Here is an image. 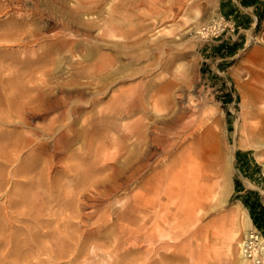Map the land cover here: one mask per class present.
I'll return each mask as SVG.
<instances>
[{"label":"rangeland","instance_id":"rangeland-1","mask_svg":"<svg viewBox=\"0 0 264 264\" xmlns=\"http://www.w3.org/2000/svg\"><path fill=\"white\" fill-rule=\"evenodd\" d=\"M124 1L0 0V81L3 82L0 94L7 91L5 81L22 79L26 61L34 66L44 64L37 60L49 49L51 58L44 67H51L55 80L61 81L70 77L71 67L77 65L75 62L87 52L85 47L98 45L99 50L96 52L117 53L115 62L125 65L115 74L111 83L105 86L104 92L98 94L101 98L99 104L106 105L113 91L131 86L140 78L150 79L151 87L156 81L177 80L170 93L172 105L166 113L172 115L173 112H184L188 115L185 120L189 126L197 127V134L202 133L201 138L205 144L203 149L210 155L204 156L203 164L206 168L205 158L211 157L215 172L212 178L206 179L208 170L201 166L202 183L199 184V174V178L193 176L195 178L190 179L194 186L187 193L189 198L184 209L191 212L189 217L180 215L182 219L176 220L177 226L170 219L177 213L172 204H169L172 208L167 211L171 216L168 214L164 219L155 216L147 222H136L139 226L145 222L147 227V224L149 226L157 222L154 221L156 219L161 230L169 232L163 236L166 240L157 237L153 242L157 249L161 243L167 246L161 249V253L165 252L162 257H165V261L160 260V252L154 255L148 250V241L143 244L139 238L133 239L134 253L127 254L125 246H119L113 253H109L105 248L109 243L108 234L92 232L99 212L105 207L113 210L120 208L131 189L137 188L135 182L138 178L128 187H122L106 197H98L97 200L92 198V192L88 193L89 208L85 210L97 209L98 214L90 220L85 219L82 228L89 234H97L98 238L94 235L88 238L82 257L74 259V250H68L51 264H113L115 261H126L128 255H135L133 264H138L140 260L141 264L146 263L145 258L151 260L153 257L159 264H258L262 259L260 257L264 256V135L258 130L261 113L256 112L264 107V0H132L128 6L136 9L131 11L140 16L143 23H150V28L142 32L147 36L142 47H132L119 33L114 36H110V32L107 36L102 35L103 25L120 27L129 23V17L110 14L113 5ZM141 2L148 5L157 3L159 12L146 14L148 7L138 4ZM157 43L161 47H157ZM141 50L148 54L134 61L128 59L129 55ZM86 58L87 62L96 60L95 54ZM79 79L81 83L91 80L85 76ZM255 89H262L261 99L251 94ZM153 90L154 87L150 92ZM86 110L90 112V106ZM151 112L152 117L147 120L149 124L157 117L154 108H151ZM128 119L130 117L115 120L121 124ZM29 120L36 122L39 118L32 116ZM207 126H211L213 135L208 133ZM189 131L170 133L175 142L170 147L173 153L179 152L181 146L190 141ZM79 146L80 141L74 142L67 152ZM30 150L31 146L24 147L22 156ZM218 155H223L224 161L219 162ZM24 161L22 157L17 164H23ZM168 161L164 164H169ZM155 165L156 156L151 159V167ZM4 197L0 196V207ZM160 197L165 200V193ZM91 201L93 203L90 205ZM154 211L152 209L149 212L151 216L155 215ZM139 214L137 210L135 216L140 218ZM5 216L0 213V264L8 261L5 254L9 248L8 225L17 223ZM176 228L179 234L174 237ZM251 232L257 233L258 237L254 241V254L247 256L242 251V243ZM17 236H26V233L21 230ZM171 249L174 251L171 252ZM30 262L49 264L37 258H31ZM14 264H25V260L19 259Z\"/></svg>","mask_w":264,"mask_h":264},{"label":"bare ground","instance_id":"bare-ground-1","mask_svg":"<svg viewBox=\"0 0 264 264\" xmlns=\"http://www.w3.org/2000/svg\"><path fill=\"white\" fill-rule=\"evenodd\" d=\"M131 1L126 0L110 8L111 16L129 17V23L121 25V31L117 25H103L102 35L110 32V36H114L119 33L132 47H142L147 38L142 32L150 28V23H143L140 16L131 11L136 9L129 8ZM138 4L148 7L146 14L159 12L157 3ZM157 47L161 45L157 43ZM97 49L98 45L85 47L87 52L76 59L75 63L78 64L71 67L68 79L55 80L54 70L44 67L51 58L49 49L37 60L44 64L34 66L26 61L22 79L5 81L7 91L0 94V196L6 197L2 201L0 213H4L5 218L11 222L17 221L8 225L9 248L5 251L8 260L5 264H14L19 259H24L25 264H41L31 263V258L51 264L68 250H74V259H77L85 253L88 238L94 235L82 228L86 223L85 219L90 220L98 214L97 209L85 210L88 207V193L92 192V198L97 200L98 197H106L122 187H128L138 178L135 182L137 188L131 189L120 208L113 210L105 207L94 222L96 229L92 232L108 234L106 236L109 243L105 246L107 252L113 253L119 246H125L127 254H132L133 239L139 238L142 242L148 241L147 249L154 255H159L161 249L164 250L167 246L160 242L162 245L158 250L153 242L157 237L163 239L169 232L162 228L163 232L156 219L154 221L157 222L153 225L150 223L149 226L147 224V227L145 222L155 216L157 219L158 216L162 219L167 217L170 213L167 214V211L172 208L169 204L177 209V213L170 217L174 224L176 220L179 221L180 215L189 217L191 210L184 208L189 198L187 193L194 186L190 179L195 178L193 176L199 178L200 175L199 184L202 183L200 167L205 168L204 156L208 157L209 153L203 149L205 144L201 138L202 133L197 134V127L189 126L185 120L187 114L166 113L172 105L170 93L178 81H156L152 86L154 90L150 92L152 81L140 78L131 86L113 91L106 105H100L101 98L98 94L104 92L105 86L111 83L115 74L125 65L115 62L117 53L96 52ZM92 54H95L96 60L87 62L86 56ZM147 54L148 52L141 50L129 55L128 59L134 61ZM82 76L91 80L81 83L79 78ZM1 86L3 87L2 80ZM260 90L251 92L254 98H262V89ZM88 106L90 112L86 110ZM151 108H154L157 117L149 124L147 120L152 117ZM256 112L261 113L258 130L264 135V107ZM32 116H37L39 120L31 122L29 118ZM123 117L130 119L121 124L116 122L115 119ZM210 127L207 126L206 130L213 135ZM186 130H190V141L181 146L179 152L173 153L170 147L175 142L173 143L170 133ZM113 131L117 134H113ZM78 141L80 146L68 153L70 145ZM26 146H31L32 150L22 156L21 152ZM154 156L157 157V165L152 166V171L151 159ZM22 157L25 159L24 163L17 164ZM223 158V155H218L219 162L224 161ZM167 159L169 164H164ZM179 161L181 162L177 164ZM205 161V169L208 170L205 178L209 179L213 177L215 168L212 167L214 164L211 157L205 158ZM221 167L223 168L222 164ZM149 169L150 172L146 173ZM154 175L156 177L152 178ZM163 191L165 200L160 197L164 194ZM152 209L155 210L153 216L149 213ZM137 210L140 218L136 217ZM140 220L146 221L139 226ZM21 230L25 231L26 236H17ZM178 234L176 228L173 235L177 237ZM94 237L98 238V235L95 234ZM172 250L174 251L171 249V252ZM164 253L159 256L161 261L165 259H162ZM133 257L135 255H128L126 261H115L113 264H133ZM260 258L262 259L258 264H264V256ZM144 261L146 263L143 264H159L155 257L151 260L145 258ZM141 262L140 260L138 264Z\"/></svg>","mask_w":264,"mask_h":264},{"label":"built area","instance_id":"built-area-1","mask_svg":"<svg viewBox=\"0 0 264 264\" xmlns=\"http://www.w3.org/2000/svg\"><path fill=\"white\" fill-rule=\"evenodd\" d=\"M256 234H257V233H253V232H251V233L249 234V236H248L247 238H245V240H244V242H243V246H242V248H243V252H244L245 255H247V256H251V255L254 254L253 250L256 249V248H255V245H254V244H256V242H254V241H256L257 239H255V238L258 237V235H256ZM256 261L258 262L259 259L256 258Z\"/></svg>","mask_w":264,"mask_h":264}]
</instances>
